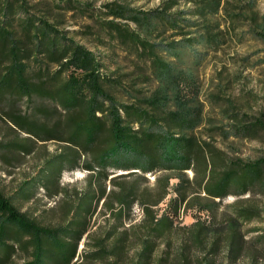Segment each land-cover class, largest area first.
I'll list each match as a JSON object with an SVG mask.
<instances>
[{
  "label": "trees",
  "instance_id": "1",
  "mask_svg": "<svg viewBox=\"0 0 264 264\" xmlns=\"http://www.w3.org/2000/svg\"><path fill=\"white\" fill-rule=\"evenodd\" d=\"M68 19L78 28L64 27ZM250 40L264 43L258 0H161L150 9L123 0H0V112L19 132L65 147L12 196L0 190V264H15L21 253L20 264H86L79 245L103 199L143 207L149 236L135 264H152L156 241L178 228L181 211L195 218L181 230L187 246L205 253L198 264H216L208 258L220 251L223 264L238 260L243 226L260 210L235 204L227 216L218 211L229 196L264 195V154L245 160L219 141L253 137L264 121L229 96H202L198 72L210 54ZM1 148L33 149L20 141ZM84 165L89 187L75 192L65 223L44 225L15 203L34 201L40 187L56 196L63 172ZM114 170L155 174L154 188L141 189L136 179L108 192L106 182L120 176ZM125 210L116 212L117 229L131 215ZM259 239L264 247V229ZM96 247L80 254L89 264L116 249L103 239Z\"/></svg>",
  "mask_w": 264,
  "mask_h": 264
},
{
  "label": "rangeland",
  "instance_id": "2",
  "mask_svg": "<svg viewBox=\"0 0 264 264\" xmlns=\"http://www.w3.org/2000/svg\"><path fill=\"white\" fill-rule=\"evenodd\" d=\"M81 2L93 1L96 6L111 0H77ZM136 8L150 9L159 5L161 0H123ZM258 6L264 12V0H258ZM72 19L65 22L69 30L77 29ZM79 40V39H78ZM199 80L202 85V96L224 95L234 99L245 112L252 114L255 118L261 117L264 121V43L257 40H250L243 44L232 43L230 46L220 50L216 54H210L199 70ZM223 88H225L224 91ZM220 89V91H219ZM253 137L236 138L229 140L220 138L221 146L233 150L235 156L245 160L257 159L264 154V128L252 133ZM224 139V141H223ZM20 141L25 146L31 145V153L16 152L11 149L7 152L4 148L0 149V190L6 196H12L20 187L24 180L37 174L44 163L58 155L65 149L63 144L56 141H36L28 134L19 132L11 123L7 122L0 112V143L10 144ZM28 152V150H26ZM116 177L115 183L108 180L106 182L107 191L118 193L121 185L118 182H134L138 180L141 189L148 186L154 188L156 176L148 174L143 177L140 173L127 174L128 171L114 170ZM111 176V177H113ZM192 176V172H190ZM91 174L85 168L65 170L60 177L61 187L63 188L56 196L51 197L49 193L40 187L36 190V199L32 202H23L14 199L15 203L21 205L23 210H29L44 225L57 226L65 223V210L68 206L76 205L78 197L75 192L78 190L83 194L88 190V182ZM110 177V178H111ZM249 196V195H248ZM246 196L242 200H237L235 196L225 199L223 206L218 211V216H227L232 206L237 205H256L260 210L258 219L248 222L243 226V233L247 238L244 252L238 260H232V264H264V247L261 246L259 234L264 229V195L255 194L250 198ZM170 197V195H169ZM168 197V198H169ZM159 208L161 211L166 207V202ZM127 206L111 201L107 203L103 199L95 206L93 215L88 217V230L84 239L79 245V262L89 264L86 258H82L81 253H89L99 249L96 243L103 239V245L109 251L115 246L116 249L110 253H105L103 259L95 260L92 264H135L140 252L142 251L143 240L148 237V232L144 228L143 207L136 201L128 209ZM122 208L130 210L131 215L123 218L122 227L116 228L120 223L116 217V212ZM195 221L192 212L181 211L180 219L176 221L177 229L167 234L163 239L156 241L153 253L152 264H158L161 255L168 258L166 264H198L205 260V253L196 247L187 246L182 226L191 225ZM25 255L22 253L14 259L15 264L23 262ZM216 264L226 262V255L220 251L208 258Z\"/></svg>",
  "mask_w": 264,
  "mask_h": 264
}]
</instances>
